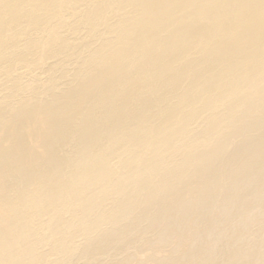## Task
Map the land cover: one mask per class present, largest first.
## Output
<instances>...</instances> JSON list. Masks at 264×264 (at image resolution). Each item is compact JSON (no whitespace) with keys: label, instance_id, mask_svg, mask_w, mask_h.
I'll return each mask as SVG.
<instances>
[{"label":"bare ground","instance_id":"6f19581e","mask_svg":"<svg viewBox=\"0 0 264 264\" xmlns=\"http://www.w3.org/2000/svg\"><path fill=\"white\" fill-rule=\"evenodd\" d=\"M0 264H264V0H0Z\"/></svg>","mask_w":264,"mask_h":264}]
</instances>
